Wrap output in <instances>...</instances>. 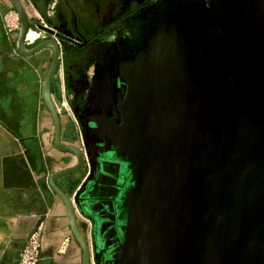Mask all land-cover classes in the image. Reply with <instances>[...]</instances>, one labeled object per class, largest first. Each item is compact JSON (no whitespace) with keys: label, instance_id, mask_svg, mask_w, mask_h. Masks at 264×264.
I'll list each match as a JSON object with an SVG mask.
<instances>
[{"label":"water","instance_id":"95a60500","mask_svg":"<svg viewBox=\"0 0 264 264\" xmlns=\"http://www.w3.org/2000/svg\"><path fill=\"white\" fill-rule=\"evenodd\" d=\"M8 1L19 18V54L52 49L42 97L55 146L77 158L59 174L89 165L72 198L57 191L82 264H264V123L247 131L240 121L231 141L227 121L196 87L197 79H206L197 76L196 61L185 66L179 45L171 52L153 47L120 79L126 85L120 116L97 111L80 123L83 148L64 145L50 90L59 46L45 39L27 48L23 39L32 22L20 0ZM254 31L264 44V21ZM255 67L264 78V55ZM207 86L206 94H219ZM76 210L85 220H77Z\"/></svg>","mask_w":264,"mask_h":264},{"label":"crops","instance_id":"0c3cea01","mask_svg":"<svg viewBox=\"0 0 264 264\" xmlns=\"http://www.w3.org/2000/svg\"><path fill=\"white\" fill-rule=\"evenodd\" d=\"M20 1L32 26L52 25L56 0H35L34 4ZM7 8H12L10 2L0 0V264H17L19 250L39 222L42 230L38 264H82L81 246L57 191L72 198L82 188L89 165L83 164L68 175L59 174L75 166L77 158L55 146L52 118L42 97V81L52 49L43 48L27 56L19 54L18 32L9 35L3 28L2 14ZM81 26L87 29L86 19L81 20ZM93 70L91 64L90 76ZM75 76H66L64 57L59 55L50 90L61 122L60 139L64 145L82 149L80 112L87 102L80 99L82 81ZM91 83L95 105L107 102L113 93L108 76L96 74ZM62 102L70 111H62ZM76 217L85 220L79 210ZM84 237L91 247L89 228ZM65 239V248L59 251Z\"/></svg>","mask_w":264,"mask_h":264},{"label":"rangeland","instance_id":"374dc122","mask_svg":"<svg viewBox=\"0 0 264 264\" xmlns=\"http://www.w3.org/2000/svg\"><path fill=\"white\" fill-rule=\"evenodd\" d=\"M143 9L137 12L147 14L152 31L147 46L140 48L132 61L144 58L147 49L165 48L171 52L179 45L183 64L188 66L189 60L196 61L197 76L206 78L197 79L196 87L207 105L227 121L231 141L237 139L235 125L242 120L247 131L260 128L258 125L264 123V78L259 76L262 70L256 69L255 62L258 55H264L261 54L264 44L258 40L254 29L259 19L264 21V0H153ZM10 10L15 12L7 8L2 14L3 28L9 35L13 32L6 30L3 17ZM165 11H172L174 15L168 17ZM11 18H14L13 13L9 24ZM231 20H236L235 26H229ZM136 22L142 25L131 21V28ZM214 36L217 41L211 40ZM207 84L222 96L206 94ZM228 112L232 113V119L226 117Z\"/></svg>","mask_w":264,"mask_h":264},{"label":"flooded vegetation","instance_id":"af4514ba","mask_svg":"<svg viewBox=\"0 0 264 264\" xmlns=\"http://www.w3.org/2000/svg\"><path fill=\"white\" fill-rule=\"evenodd\" d=\"M29 1L34 4L35 0ZM152 1L56 0L52 25L46 27L39 24L43 28L41 30H44L48 37L58 44L59 55L62 54L64 57L66 76L72 73L79 81H82L80 99L85 100L87 104L80 112L81 122L95 116L97 111H100L101 115L111 114L112 118L120 116L118 102L123 95L125 96L126 86L119 79L123 74L131 73V68L125 71L123 68L133 66L134 56L140 48L147 46L152 31V24L148 25L149 19H146L147 14L142 15L137 11L147 8ZM165 14L169 15L168 17L174 15L172 11H165ZM82 19H86L87 29L82 28ZM131 21L141 22L143 27L136 22L132 29ZM231 25L235 26L236 20H231L229 26ZM33 26L30 24L28 28ZM19 27L20 23L18 30ZM34 27L38 28L36 25ZM112 37L115 39H111ZM211 40L217 41V37L214 36ZM91 64L94 65L92 76L89 73ZM202 69L207 71V68L202 67ZM96 74L107 75L115 90V93H111L112 96L110 94V97H107V102L99 105H95L92 96L93 83L91 80ZM111 103L114 104L111 105ZM226 115L227 118H233L231 112ZM126 181H129V177Z\"/></svg>","mask_w":264,"mask_h":264},{"label":"built area","instance_id":"2783aa9c","mask_svg":"<svg viewBox=\"0 0 264 264\" xmlns=\"http://www.w3.org/2000/svg\"><path fill=\"white\" fill-rule=\"evenodd\" d=\"M53 7H54V3L51 4L49 10L52 11ZM12 13L14 14V18H11L12 23L9 24L8 20L12 16ZM3 18L6 23V30L9 33L18 30L19 18L16 12L10 10L8 13L4 15ZM30 32L34 33L35 35L33 37H29ZM47 37L48 34L44 30L38 29L33 26L27 29V32L25 33L23 40L26 46H32L39 40L47 39ZM66 106H67L66 103L62 102L61 107L65 111L68 110ZM41 230H42V222H39L36 225V227L28 233L23 246L19 250L17 264H38ZM66 242L67 239H65L61 243V245L59 246V251L64 250Z\"/></svg>","mask_w":264,"mask_h":264},{"label":"bare ground","instance_id":"6f19581e","mask_svg":"<svg viewBox=\"0 0 264 264\" xmlns=\"http://www.w3.org/2000/svg\"><path fill=\"white\" fill-rule=\"evenodd\" d=\"M34 35H35V34L32 33V32L29 33V37H33Z\"/></svg>","mask_w":264,"mask_h":264},{"label":"clouds","instance_id":"9594fccd","mask_svg":"<svg viewBox=\"0 0 264 264\" xmlns=\"http://www.w3.org/2000/svg\"><path fill=\"white\" fill-rule=\"evenodd\" d=\"M111 39H115V37H112Z\"/></svg>","mask_w":264,"mask_h":264}]
</instances>
